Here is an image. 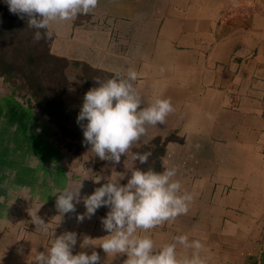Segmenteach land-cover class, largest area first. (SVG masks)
I'll list each match as a JSON object with an SVG mask.
<instances>
[{"label": "crops", "instance_id": "1", "mask_svg": "<svg viewBox=\"0 0 264 264\" xmlns=\"http://www.w3.org/2000/svg\"><path fill=\"white\" fill-rule=\"evenodd\" d=\"M0 9L9 10L5 0ZM50 30V54L68 62L67 133L46 104L0 79V264H31L53 232L66 231L77 235L73 254L96 251L104 264L102 248L80 245L84 236L108 235L101 218L109 209L79 221L82 198L115 173L127 175L132 153L170 135L183 141L166 143L163 163L178 169L194 200L187 214L148 234L157 244L178 234L200 240L206 264H264V0H98L87 15ZM86 66L111 76L133 68L142 107L156 96L174 107L164 124L147 126L121 164L100 167L84 143L77 116ZM81 184L76 211L59 217L52 192ZM38 207L47 234L29 214Z\"/></svg>", "mask_w": 264, "mask_h": 264}, {"label": "clouds", "instance_id": "2", "mask_svg": "<svg viewBox=\"0 0 264 264\" xmlns=\"http://www.w3.org/2000/svg\"><path fill=\"white\" fill-rule=\"evenodd\" d=\"M5 3L11 13L21 19L27 17V26L36 29L34 40L39 41L52 37L51 26L87 15L97 7L98 0H5ZM137 79L138 73L133 68L117 71L110 78L97 79L95 86L84 94L77 123L82 128L84 143L102 161L119 164L121 157L146 134L147 126L164 124L174 111L170 99L162 96L154 97L142 107L141 94L134 86ZM208 118L212 119L211 114ZM151 155V152H136L131 154V159L146 165ZM177 176L178 169L165 161L160 172L152 167H133L127 175L97 177L95 183L99 184L101 179L106 182L82 198L86 212L76 218L83 221L100 207H107L109 210L101 223L108 235L98 239L84 236L80 247L102 248L107 256L104 264H111L117 256H126L123 264H206L201 256L204 245L200 240L178 234L171 242L157 244L148 234L188 213L194 194L184 189ZM125 177L127 182L122 184ZM81 187L82 184L78 188L69 185L54 189L52 195L56 196L59 217L76 211L75 204L81 202ZM40 207L29 214L36 229L47 234L50 225L37 215ZM76 244V233L66 231L55 236L53 232L49 246L43 252H36L31 264H100L96 251L90 255L84 251L73 254ZM178 245L183 248V254L178 253Z\"/></svg>", "mask_w": 264, "mask_h": 264}, {"label": "trees", "instance_id": "3", "mask_svg": "<svg viewBox=\"0 0 264 264\" xmlns=\"http://www.w3.org/2000/svg\"><path fill=\"white\" fill-rule=\"evenodd\" d=\"M35 31L27 26V17L21 19L9 10L0 9V76L12 80L13 84L19 82L17 76L20 77L25 81L27 93L38 102H45L46 112L51 119L56 122L63 120L65 124L66 110L62 96L67 85L65 69L68 62L50 54V39L34 40ZM84 74V86L80 87L84 94L95 86L97 79L111 77L87 66L84 67ZM154 143L158 144L160 140ZM148 151L149 148L145 146L138 153ZM160 152L164 154L165 145ZM137 167L141 168L138 161Z\"/></svg>", "mask_w": 264, "mask_h": 264}, {"label": "rangeland", "instance_id": "4", "mask_svg": "<svg viewBox=\"0 0 264 264\" xmlns=\"http://www.w3.org/2000/svg\"><path fill=\"white\" fill-rule=\"evenodd\" d=\"M12 78H16V77L13 76ZM17 78H19L18 79L19 82H17V83L14 84L15 87L17 89H19L20 93H24V96L27 97L30 94L27 93V89L24 87V85H25L24 82L25 81H23L18 76H17ZM0 79L2 81L4 80V82L6 80H8L5 76H2ZM8 81H10L13 84V81L12 80H8ZM83 86H84V84H83ZM30 97H32L34 100H36L32 95H30ZM43 103L45 104V102H43ZM62 122H63V120H60L59 119L58 120V125L61 127L62 130H64L67 133L65 124H63ZM157 140H160V143H158V144L154 143ZM157 140L154 139L150 144L146 145L149 148V151L148 152H151L152 155L149 157V161H148V163L146 165H140L139 164L141 166V168L147 169L148 167H152V168H154L158 172L162 171L163 170V167H164V163H163L164 154H162L160 152V149L162 148V146L163 145H166L167 142L168 143H170V142L182 143V141H183L181 137H178V136H175V135H170L169 137L165 138V140H163L161 138H157ZM121 162H122V159H121V161H120L119 164H121ZM113 163L114 162H111V161H102L101 160V161L98 162V165L100 167L112 166ZM107 164H109V165H107ZM135 167H137V161H136V166Z\"/></svg>", "mask_w": 264, "mask_h": 264}]
</instances>
